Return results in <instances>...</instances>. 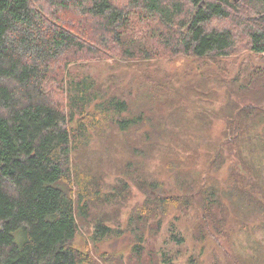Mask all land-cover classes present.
Segmentation results:
<instances>
[{
	"label": "trees",
	"instance_id": "1",
	"mask_svg": "<svg viewBox=\"0 0 264 264\" xmlns=\"http://www.w3.org/2000/svg\"><path fill=\"white\" fill-rule=\"evenodd\" d=\"M51 1L59 9L76 8L81 15L92 17L103 32V45L108 46L113 39L132 57L136 50L126 47L125 42L136 40L131 39L137 36L131 21L137 10L139 24L155 25V40L165 50L164 54L160 50L146 52L147 58L184 55L227 59L237 45V31L221 25L228 22L241 28L251 52L264 55V0H128L127 9L112 0ZM43 12L34 8L33 0H0V264L85 263L87 254L76 246L77 215L85 219L89 209L86 201L101 200L102 191L73 170L72 153L90 145L95 135L102 136L110 126L120 134H135L149 119L144 110H132L127 100L106 90L95 78H68L69 66L89 58L85 53H92L94 45L62 26L55 13L46 16ZM142 46L143 42L138 50H143ZM53 64L58 65V74ZM50 82L55 83L54 89ZM56 93L59 102L54 100ZM152 126L159 136L164 134L161 121ZM159 136L140 135V145L128 142L126 151L133 159L145 162ZM257 139L264 143L263 135H245L234 129L218 142L219 151L236 155L247 170L246 174L232 171L235 183L231 189H236L242 200V204L237 203L231 195L232 206L242 225L245 221L249 224V216L264 221V187L260 184L264 185V175L261 167L242 156L244 146L251 150ZM262 158L264 167V155ZM137 182L142 190H154V183ZM185 183L201 202L207 225L216 230L217 221L224 224L223 218L212 215L221 204L218 191L208 192L195 180ZM73 184L79 187L77 193ZM152 202L156 210L151 211L147 201L137 216L138 226L144 225L147 212L165 215L175 199L168 196ZM110 229L99 221L94 241L109 236ZM174 236L183 242L182 237ZM141 244L142 238L133 248L138 256ZM252 258L264 259V251ZM187 264L199 262L191 257Z\"/></svg>",
	"mask_w": 264,
	"mask_h": 264
},
{
	"label": "rangeland",
	"instance_id": "2",
	"mask_svg": "<svg viewBox=\"0 0 264 264\" xmlns=\"http://www.w3.org/2000/svg\"><path fill=\"white\" fill-rule=\"evenodd\" d=\"M112 1L128 8V0ZM33 6L44 15L55 13L62 26L94 45L95 52L85 53L89 58L69 66L68 78L89 75L106 90L120 94L132 110H144L149 117L135 134H120L110 126L102 136L95 135L90 145L72 153L73 170L102 191L101 200L86 201L89 209L85 219L77 215L76 246L87 254L83 264H168L165 261L170 259L171 264H187L191 257L199 264H264L263 258H252L264 251L263 219L249 216V224L245 221L242 225L232 206L231 195L242 204L240 193L231 189L235 183L232 171L246 174L247 170L236 155L218 150L220 138L223 142L234 129L245 135L253 132L264 136V55L251 52L241 28L234 22L221 24L237 31L236 49L227 59L184 55L147 58L146 52L160 50L164 54L165 50L155 40V25L139 24L137 10L131 21V30L137 35L131 39L136 40L125 42L126 47L136 50L132 57L113 39L104 46L97 21L81 15L76 8L59 9L51 0H33ZM105 36L109 38V34ZM142 42L143 50H138ZM53 67L58 74V65ZM49 86L54 89L55 83ZM54 96L55 101H61L57 93ZM160 121L164 134L159 136L152 125ZM145 133L159 138L145 162H140L125 146L128 142L140 145L138 137ZM261 142L255 140L251 150L244 146L242 156L261 167L264 175ZM138 179L154 183V190L140 189ZM185 180L197 181L208 192L218 191L222 208L215 206L212 215L225 223L217 221L216 230L207 225L201 202L192 196L193 189ZM73 188L79 191L78 185L73 184ZM168 196L175 199L168 212H147L144 225L138 226L137 216L145 203L149 201L154 211V198ZM188 201L192 205L187 206ZM99 221L111 229L109 236L94 241ZM174 234L183 242L175 240ZM141 238L142 252L138 256L133 248Z\"/></svg>",
	"mask_w": 264,
	"mask_h": 264
}]
</instances>
